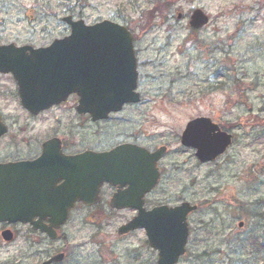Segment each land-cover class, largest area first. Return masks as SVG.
Here are the masks:
<instances>
[{"label":"rangeland","instance_id":"rangeland-1","mask_svg":"<svg viewBox=\"0 0 264 264\" xmlns=\"http://www.w3.org/2000/svg\"><path fill=\"white\" fill-rule=\"evenodd\" d=\"M157 2L162 11L149 14ZM44 6L89 24L113 20L137 37L141 104L103 125L95 141L105 146L121 132L169 146L158 198L170 205L182 200L198 205L189 215L192 232L177 264H264V0H13L7 14L0 12V35L40 41L30 35L39 24H28L24 9ZM195 8L210 18L199 30L188 24ZM177 12L185 18L178 20ZM68 28L62 22L63 36ZM0 86L10 90L11 85L0 80ZM0 113L16 144L30 134L22 109L11 106ZM54 113L41 120H52ZM59 113L61 127L70 124V134H76L68 105ZM197 116L211 118L233 136L212 163L198 164L179 142L186 122ZM92 213L96 224L85 225L78 219L88 212L74 210L63 230L71 246L61 264H155L156 252L145 244L143 231L116 233L129 211L110 215L100 206ZM15 229L11 242L0 237V264H38L62 244L30 232L27 225Z\"/></svg>","mask_w":264,"mask_h":264},{"label":"water","instance_id":"water-1","mask_svg":"<svg viewBox=\"0 0 264 264\" xmlns=\"http://www.w3.org/2000/svg\"><path fill=\"white\" fill-rule=\"evenodd\" d=\"M63 20L70 25V34L46 48L0 46V71H11L18 80L22 105L33 114L52 103L65 100L70 93L75 92L78 96V113L87 112L96 120L105 118L109 111H118L123 103L138 102L132 36L125 26L109 20L87 25L82 18L73 20L70 16L63 17ZM207 21L208 17L203 11L195 9L188 23L199 28ZM27 48L30 54L24 52ZM34 93L43 94V97L33 99ZM34 105L40 108H33ZM4 131L5 127L0 122V134ZM230 137L210 118L196 117L186 124L181 143L195 148L198 161L205 162L221 155L230 144ZM162 151L163 147L152 154L153 162L162 156ZM75 160L79 161L80 166L93 167L91 173L98 183L114 173L116 166L122 168V172L134 174L136 185L144 184L145 190L150 189L159 176L153 162L147 168L142 163L144 156L139 150L131 151L128 146H119L99 154L87 152L77 155ZM37 161L0 163V222H29L32 229L45 232L54 239L56 229L66 220L74 201L80 198L93 203V200H88L90 197L83 198L80 193L68 196L63 190L44 184L41 178L30 180L33 176H44L29 173L26 169ZM44 188L47 195H39V201H32L34 196L27 195L29 191H43ZM145 190H139L140 195ZM130 193L123 195L125 201L115 207H134L138 212L118 228V233L143 228L151 248L157 249L156 264H175L185 252L187 213L196 206L185 201L173 207L154 206L146 211L140 201H129L136 200L137 191L132 192V197ZM35 216L39 218L34 220ZM44 219H47L48 224L43 223ZM1 234L6 241L13 236L8 229ZM62 257L63 254L59 253L40 264L60 261Z\"/></svg>","mask_w":264,"mask_h":264},{"label":"flooded vegetation","instance_id":"flooded-vegetation-1","mask_svg":"<svg viewBox=\"0 0 264 264\" xmlns=\"http://www.w3.org/2000/svg\"><path fill=\"white\" fill-rule=\"evenodd\" d=\"M13 3V0H0V12L3 14L8 13L9 5ZM32 10V16L27 19L28 24H39V28H33L36 30V34L34 31V34H30L33 37H36V35L39 36L38 39H29L24 42H15V40L8 39L5 40L0 35V45H7L9 43H14L18 46L22 45H30L33 48L38 47H46L48 46L53 39L61 38L62 37V20L63 15L62 11L59 10L57 13L52 12V8L48 6L40 7V8H29ZM27 11V9H24V14ZM4 35V34H3ZM133 47L134 52L136 56V67L138 72V83H137V90L140 93V96L142 98V94L140 91V74H141V67L143 66L141 63V60L139 59V49L136 47V41L137 37L135 34H133ZM27 54H29V50L25 51ZM8 56H10L8 54ZM0 80L7 81L10 83V90L6 87L0 86V111H3L11 106H17L18 108L22 109L25 112L26 119H27V129L28 132L30 131V134L25 136L20 143H15L14 136L10 135V127L8 125V119L7 117H3V113H0L1 120L6 125V132L0 136V142L1 146L4 150L1 151L2 155H4L3 158L0 159V162H6V161H16V160H34L37 159V157L42 156L44 153V159L40 161V164L38 166H34L31 168H28L31 172L34 173H48V174H54L57 175L55 179V185L58 187V185H61L63 183H67L69 186H77V183L82 182L84 180V177L77 176V174L84 170V167H80L77 165H74V158L76 155L83 154L87 151H93V152H101V151H109L113 149L114 147L118 146L119 144H135L139 147H142L146 149L149 152L155 151L160 146H165L166 150L164 151V154H167L169 152V146L167 144H159V143H149L146 141H142L139 138L138 134L132 133L129 135H126V133H117L113 135L112 141L107 145L98 144L95 139L97 138L96 133H100V131L103 128H106L107 125H112V120L117 121L122 119L121 113L123 110L128 106H138L140 103L136 104H125L122 106L118 112H112L109 113L108 116L105 119L102 120H92L91 116L87 113L80 114L76 113V101L77 96L74 94L69 95L68 99L65 102H59V103H52L48 105L47 107L41 108L38 105L37 109L40 111L36 114H32L30 111L25 109L21 105L20 97H19V83L17 79L11 74V72H0ZM36 90V88H35ZM35 95L32 96L33 99L38 97H43V94L40 93H34ZM46 98V97H44ZM73 100L71 104L69 105V101ZM68 105L69 110L71 111V120H74L76 122V134H70L69 131H73V126L70 128V124L67 128L61 127L62 124V115L59 113L63 110V107ZM55 111L53 119L52 120H41L43 116H46L45 114L47 112ZM36 122V123H35ZM47 124V125H45ZM79 130V131H78ZM100 136V135H99ZM3 139H5L3 141ZM164 160V157L160 159L157 163L158 170L161 174V179L163 178V170H162V162ZM59 174H65V177L59 176ZM114 181V183H110V181H103L100 186H98V202L87 206L82 201H76L74 204V208L70 210L69 216L65 224L58 230V240H62V244L59 247V250L56 252H62L64 253V259L67 256L70 244L67 238L66 233L63 232L64 228L71 222L70 219H72L73 211L76 209H84L88 214L79 217L81 224L84 223L85 225H94L96 224V220H98L97 215L92 213L96 210V207L103 206V208H106L108 214H112L114 212H120L123 210H127L130 212L129 218L132 216L134 217L136 210L133 208H125V209H116L114 207H111L113 202L120 203L121 196L123 190L127 187L126 183L121 184L123 181V178L117 179L113 178L111 179ZM85 182L90 184V189L94 190L95 186V178H86ZM70 189H73L72 187H69ZM89 190V189H88ZM158 190H159V184L155 185L152 189L147 191L141 196L142 199V205L145 209H150L154 207V205L158 204H164V201L159 200L158 198ZM118 195L119 198L114 199V196ZM92 211V212H91ZM100 217V216H99ZM106 217V216H105ZM10 228L15 232V224H12L10 226H7V224H0V230L6 228ZM29 229V228H28ZM191 232V229H190ZM55 253V252H54ZM53 253V254H54ZM52 256V254H50ZM50 256L46 257L49 258ZM64 259L61 261L63 262ZM54 263V264H61Z\"/></svg>","mask_w":264,"mask_h":264},{"label":"bare ground","instance_id":"bare-ground-1","mask_svg":"<svg viewBox=\"0 0 264 264\" xmlns=\"http://www.w3.org/2000/svg\"><path fill=\"white\" fill-rule=\"evenodd\" d=\"M238 227H241V226L238 225ZM144 238H145V244H148V245L150 246V244H149V242H148V239H147L146 237H144ZM255 242H257V241H255ZM222 253H223V254H221L222 256H225V255H226L224 250L222 251ZM210 258L212 259L213 256H210ZM156 259H157V258H156ZM224 263H225V262H224ZM225 264H226V263H225Z\"/></svg>","mask_w":264,"mask_h":264},{"label":"trees","instance_id":"trees-1","mask_svg":"<svg viewBox=\"0 0 264 264\" xmlns=\"http://www.w3.org/2000/svg\"><path fill=\"white\" fill-rule=\"evenodd\" d=\"M157 4H159V3L157 2ZM166 4H167V3H165V1L162 2V5H163V6H165ZM156 8L159 9V10L161 11V8H160V7L157 6Z\"/></svg>","mask_w":264,"mask_h":264}]
</instances>
